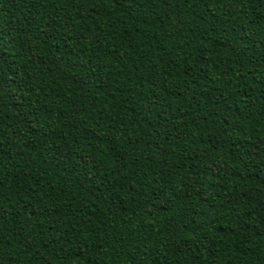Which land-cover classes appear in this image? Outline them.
Here are the masks:
<instances>
[{
	"label": "trees",
	"instance_id": "obj_1",
	"mask_svg": "<svg viewBox=\"0 0 264 264\" xmlns=\"http://www.w3.org/2000/svg\"><path fill=\"white\" fill-rule=\"evenodd\" d=\"M0 264H264V0H0Z\"/></svg>",
	"mask_w": 264,
	"mask_h": 264
}]
</instances>
